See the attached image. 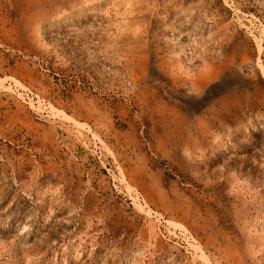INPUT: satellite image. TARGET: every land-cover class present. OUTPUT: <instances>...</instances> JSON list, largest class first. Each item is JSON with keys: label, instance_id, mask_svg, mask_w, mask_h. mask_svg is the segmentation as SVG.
<instances>
[{"label": "rangeland", "instance_id": "1", "mask_svg": "<svg viewBox=\"0 0 264 264\" xmlns=\"http://www.w3.org/2000/svg\"><path fill=\"white\" fill-rule=\"evenodd\" d=\"M0 264H264V0H0Z\"/></svg>", "mask_w": 264, "mask_h": 264}]
</instances>
